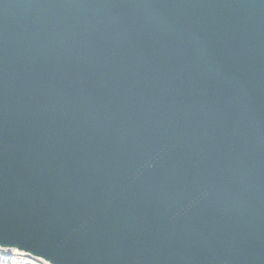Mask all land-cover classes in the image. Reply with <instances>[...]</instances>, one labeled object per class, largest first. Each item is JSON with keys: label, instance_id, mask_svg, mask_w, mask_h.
Segmentation results:
<instances>
[{"label": "water", "instance_id": "95a60500", "mask_svg": "<svg viewBox=\"0 0 264 264\" xmlns=\"http://www.w3.org/2000/svg\"><path fill=\"white\" fill-rule=\"evenodd\" d=\"M0 250L264 264V0H0Z\"/></svg>", "mask_w": 264, "mask_h": 264}, {"label": "rangeland", "instance_id": "374dc122", "mask_svg": "<svg viewBox=\"0 0 264 264\" xmlns=\"http://www.w3.org/2000/svg\"><path fill=\"white\" fill-rule=\"evenodd\" d=\"M0 264H46V263L41 260L34 259L27 255H21L18 253L13 255L12 254L4 255L0 252Z\"/></svg>", "mask_w": 264, "mask_h": 264}, {"label": "bare ground", "instance_id": "6f19581e", "mask_svg": "<svg viewBox=\"0 0 264 264\" xmlns=\"http://www.w3.org/2000/svg\"><path fill=\"white\" fill-rule=\"evenodd\" d=\"M0 252L4 255H10V254H16L17 252L16 251H6V250H0ZM16 256V255H15ZM27 258V257H26Z\"/></svg>", "mask_w": 264, "mask_h": 264}]
</instances>
